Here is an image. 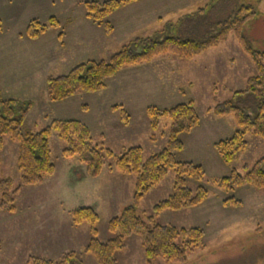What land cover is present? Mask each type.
Returning <instances> with one entry per match:
<instances>
[{
    "label": "rangeland",
    "instance_id": "obj_1",
    "mask_svg": "<svg viewBox=\"0 0 264 264\" xmlns=\"http://www.w3.org/2000/svg\"><path fill=\"white\" fill-rule=\"evenodd\" d=\"M87 1L103 0H0V94L29 103L25 130L39 131L53 119H75L89 127L93 145L112 150L114 156L128 147L140 146L143 159L166 145L170 124L168 117H161L158 127L151 129L146 108H170L192 100L199 125L181 134L183 149L175 158L202 166L203 180L187 179V184L192 189L204 186L207 198L195 207L154 214L153 206L172 192L174 174L169 169L141 198L136 211L144 219L153 215L161 225L201 228L203 241L186 254L183 262L155 259L152 263L264 264V191L243 185L225 192L217 186L232 169L243 175L245 165L264 157V138L252 133L245 135L247 148L228 164L213 147L215 142L230 137L238 125L232 115L215 116L211 109L225 101L241 104L244 97H237L234 92L243 90L255 73L234 34L191 59L168 53L150 62L125 66L107 80L104 88L93 93L79 92L63 101L51 102L46 88L49 77L64 75L88 59L108 61L136 37H155L160 32L179 35L173 24L181 20L187 23L186 27L195 23L193 28L200 30V34L184 32L185 37L203 39L210 33L208 26L229 14V4L234 0H140L122 6L106 18L112 26L110 33L85 17ZM235 1L253 8L255 15L245 23L243 34L253 49L263 52L264 0ZM201 9L206 19L201 18L205 25L200 26L197 21ZM52 16L59 27L50 24ZM32 20L47 25L46 33L34 40L25 35ZM117 104L129 114L127 125L121 122L120 111L111 109ZM49 145L55 171L35 185L21 183L17 143L7 136L0 150V174L19 186L15 211L0 207V264H30L31 257L58 261L70 251L79 256L82 264H98L95 256L84 250L91 238L89 225L73 224L72 211L78 207L94 208L98 215L97 238L105 241L112 237L108 221L133 204L135 176L116 172L114 157L106 158L101 173L92 177L76 155H62L65 143L56 132ZM229 197L241 205L224 207L222 201ZM115 258L117 264H147L141 238L135 234L126 238Z\"/></svg>",
    "mask_w": 264,
    "mask_h": 264
},
{
    "label": "trees",
    "instance_id": "obj_2",
    "mask_svg": "<svg viewBox=\"0 0 264 264\" xmlns=\"http://www.w3.org/2000/svg\"><path fill=\"white\" fill-rule=\"evenodd\" d=\"M137 1L140 0L87 1L84 3L85 17L97 25H102L105 33H110L112 26L106 18L122 6ZM229 6V14L220 17V20L214 22L212 26H208L210 33L203 39L185 37L184 32L191 34L199 31L200 34V30L193 28L195 23L186 27L187 23L181 20L173 24L180 31L179 35H165L164 32H160L155 37H136L114 53L108 61L88 59L76 64L64 75L49 77L46 80L48 99L51 102H60L79 92L99 91L106 86L107 80L114 77L123 67L150 62L159 55L169 53L181 59H191L217 46L229 34H234L242 51L253 64L255 73L247 79L243 90L234 92L235 96L244 97L241 104L225 101L211 109L215 116L232 115L238 125V129L230 137L213 144L215 151L225 163L232 162L238 153L247 148L245 139L247 133L264 138V63L262 61L264 51L253 49L243 34L245 23L255 15L253 8L250 5L238 4L235 0L231 1ZM203 10H200L197 21L200 26L205 25L201 20L202 17L206 19ZM191 21L194 19L192 18ZM49 22L59 27L55 17H50ZM46 31L47 25L32 20L26 27L25 35L34 40ZM61 36L62 33H59V39ZM111 109L119 110L121 122L124 125L128 124L129 114L121 105H113ZM28 112V102L4 98L0 94V150L7 136L17 143L16 162L23 185L39 184L54 173L55 165L52 162L49 145L54 132L65 143L62 155L67 158L76 155L85 164L86 172L90 176L97 177L103 169L106 158L113 157L116 172L125 176H135L133 204L126 206L120 215L108 221L107 229L112 234L109 239L100 241L97 238L95 224L98 215L94 208L78 207L72 211L73 224L79 225L85 222L89 225L91 238L84 250L94 255L98 264H117L115 252L122 250L126 238L133 234L141 238L147 264H153L152 261L155 259H163L167 263L183 262L187 253L201 245L204 236L201 228L161 225L154 221L153 215L144 219L136 211L141 198L167 175L169 169L174 174L172 192L153 206L154 214L166 209L195 207L207 198V190L204 186L197 185L192 189L187 184V179L196 182L203 180L205 173L202 166L190 161H177L175 158V154L183 149L181 134L189 133L199 125V117L192 100L170 108L159 109L155 106L146 108L151 129L158 127L161 117L170 119L166 145L146 159H143L140 146L128 147L121 155L114 156L112 150L93 145L89 127L75 119H53L39 131L25 130L24 121ZM150 138L153 139L154 136ZM244 169L243 175L232 169L229 175L217 182V186L225 192L233 191L243 185L264 191V157L250 166L245 165ZM18 190L19 186L15 187L10 177L0 174V207L9 212L15 211L14 198ZM222 205L236 208L241 202L229 197L222 201ZM29 262L30 264H82L74 251L65 253L58 261L31 257Z\"/></svg>",
    "mask_w": 264,
    "mask_h": 264
},
{
    "label": "crops",
    "instance_id": "obj_3",
    "mask_svg": "<svg viewBox=\"0 0 264 264\" xmlns=\"http://www.w3.org/2000/svg\"><path fill=\"white\" fill-rule=\"evenodd\" d=\"M155 16V15H154ZM156 17H158V16H156Z\"/></svg>",
    "mask_w": 264,
    "mask_h": 264
}]
</instances>
